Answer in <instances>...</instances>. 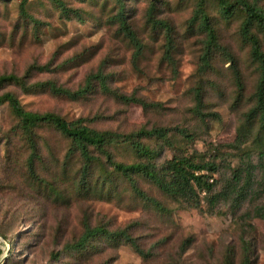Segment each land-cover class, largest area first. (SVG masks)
Segmentation results:
<instances>
[{
  "label": "rangeland",
  "instance_id": "rangeland-1",
  "mask_svg": "<svg viewBox=\"0 0 264 264\" xmlns=\"http://www.w3.org/2000/svg\"><path fill=\"white\" fill-rule=\"evenodd\" d=\"M61 1L75 14L63 15L51 0H29L31 18L24 20L20 0L0 1V76L21 77L33 65H47L46 72L30 71L27 83L50 82L75 92L87 76L101 70L110 90L151 107L126 104L98 89L85 98L71 99L48 88L24 93L6 85L0 95L11 92L27 111L54 113L67 122L82 119L83 125L97 131L128 135L164 128L166 143L141 140L159 152L156 164L174 156L213 162L217 169L212 177L214 194H228L213 204L200 194L198 210L167 198L143 177L133 176L142 192L169 209L160 213L136 198L130 183L111 173L104 159L112 183L101 186L102 171L94 166L90 190L80 191V161L76 155L66 159L69 140L48 126L35 131L40 160L34 168L39 182L28 174L29 151L15 129L17 121L4 105L0 107L1 258L6 255L2 264H222L225 257L240 264L242 239L251 244V264H264V220L257 216V210L264 209V135L256 120L249 127L245 121L254 106L259 73L240 34L242 17L224 20L216 5L208 4L218 49L203 69L205 34L189 27L195 0H124L126 21L142 47L137 58L134 46L119 30L114 0ZM241 1L264 11V0ZM154 21L166 25L168 34ZM169 39L170 59L166 57ZM197 87L203 92L202 111L209 114L203 120L192 113ZM238 134L245 141L232 147ZM110 152L117 162L139 161L129 148L118 146ZM248 164L251 186L237 206L233 172L245 170ZM47 184L60 193L59 198ZM243 185L244 178L237 186ZM86 226L124 231L136 240L142 254L100 238L85 254L66 251L64 246L79 239ZM183 244H187L184 249Z\"/></svg>",
  "mask_w": 264,
  "mask_h": 264
},
{
  "label": "trees",
  "instance_id": "trees-1",
  "mask_svg": "<svg viewBox=\"0 0 264 264\" xmlns=\"http://www.w3.org/2000/svg\"><path fill=\"white\" fill-rule=\"evenodd\" d=\"M51 1L59 8L63 15L68 16L70 13L75 14V11L68 10L61 0ZM114 2L118 7L115 19L118 21L119 30L134 46V57L137 58L141 54L142 47L135 33L126 21L127 16L124 0H114ZM195 2V9L190 19L189 27L192 28L196 26L200 32L205 34L204 51L201 57V67L203 69L209 67L213 52L218 49L216 30L207 13L208 4L214 3L217 7L219 16L224 20H229L235 16L242 17L240 34L250 47V58L257 64L259 73V79L254 94V106L245 115V121L247 127H249L253 120H256L258 122L259 132L264 135V52L262 51V45L264 46V11L241 0H195ZM28 3L29 0H20L19 2L20 18L24 20H29V18H31L27 11ZM153 25L164 28L168 34L169 28L166 25L158 21H154ZM167 44L168 51L166 52V57L170 59L169 54L172 47L170 39ZM48 69L47 65H33L21 77L14 74L1 75L0 89L6 85H13L22 92L29 93L34 89L48 88L54 95L65 96L71 99L85 98L98 89L102 93L112 95L115 99L126 104L135 103L143 108L151 107V105L144 103L142 100L122 96L110 90L107 84V76L104 75L101 70L87 76L84 85L75 92L56 87L50 82L36 84L27 83L30 71L46 72ZM234 75L237 85L241 86L238 72H235ZM193 94L195 105L192 109V113L203 120L208 117L209 114H205L202 111L204 107L202 89L197 87ZM4 105L8 107L11 115L17 121L15 129L23 141H25L29 151V155L26 159L28 174L35 180H38V178H36L34 163L40 160L35 131L42 126H48L69 140L70 148L65 155L66 159L76 155L80 161V168L78 171L80 177L78 186L80 191L88 192L90 190L91 171L95 166L99 167L102 171L101 177H103V180L101 186L112 183L111 173L118 174L121 178L130 183L133 191L132 193L136 198L149 204L160 213H167L169 209L164 207L159 201L146 195L145 192H142L134 181L133 176L143 177L151 182L159 192L167 198L193 209L201 210L200 194H204L205 197H210L209 203L211 204L227 198L228 192L214 194V180L212 177L217 169L213 162L197 163L190 157L174 156L160 165L156 164L159 152L151 149L148 145L141 142V140L154 139L155 141L166 143L168 141V131L164 128H151L149 130L140 129L128 135H120L110 131H97L83 125L82 119L67 122L54 113H35L27 111L22 107L17 97L11 92H5L0 95V107ZM210 116L213 117L214 115ZM185 137L189 136L186 135ZM244 141V136L238 134L231 146L235 147L236 145L243 144ZM118 146L129 148L139 161L133 163L115 161L110 150ZM102 159L105 160L106 164L112 167L111 173L105 169L106 164L104 165ZM242 178H244V185L238 187L237 185ZM38 181L40 182L42 180ZM232 182L235 185V187H233L234 190L232 189L233 194L235 193L234 203L238 206L240 202L245 199L251 186L252 167L248 164L245 170H235L233 172ZM46 187L58 198L60 197V193L55 192V188L52 185L47 184ZM257 216L264 220V209H258ZM97 238L103 239L108 243H113L114 245L123 243L124 245L130 246L139 255L142 254L136 240L129 237L124 231L109 232L104 228H89L88 226H86L79 239L73 243L66 244L64 249L77 254H85L88 249L93 246L92 242ZM183 245L182 249H184L187 244ZM240 245L242 252L240 264H251L250 256L252 248L250 242L242 239ZM1 254L2 251L0 250V255ZM222 264H232V261L230 258L225 257Z\"/></svg>",
  "mask_w": 264,
  "mask_h": 264
},
{
  "label": "water",
  "instance_id": "water-1",
  "mask_svg": "<svg viewBox=\"0 0 264 264\" xmlns=\"http://www.w3.org/2000/svg\"><path fill=\"white\" fill-rule=\"evenodd\" d=\"M2 255V254H1ZM1 255H0V264H2L3 260L5 259L6 255L2 256L1 258Z\"/></svg>",
  "mask_w": 264,
  "mask_h": 264
}]
</instances>
